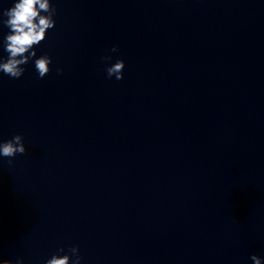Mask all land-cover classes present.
Here are the masks:
<instances>
[{"label": "water", "instance_id": "obj_1", "mask_svg": "<svg viewBox=\"0 0 264 264\" xmlns=\"http://www.w3.org/2000/svg\"><path fill=\"white\" fill-rule=\"evenodd\" d=\"M50 2L23 76L0 72V142L27 149L0 156V260L264 264V0Z\"/></svg>", "mask_w": 264, "mask_h": 264}, {"label": "clouds", "instance_id": "obj_2", "mask_svg": "<svg viewBox=\"0 0 264 264\" xmlns=\"http://www.w3.org/2000/svg\"><path fill=\"white\" fill-rule=\"evenodd\" d=\"M56 13L57 9L50 0H16L11 8L3 10L2 16L6 19L0 20V23L9 29L3 40L4 51L8 55L6 58H0V72L14 79L23 76L25 72L23 66L37 56L36 46L46 39L48 30L55 28ZM111 51L117 52L118 47L113 45ZM101 60L111 61L112 57L102 56ZM34 64L38 78L43 79L51 71L52 57L47 53L42 54L35 59ZM124 69L125 61L117 59L106 67L105 71L108 78L115 77L119 81L124 78ZM56 71L57 74H62L63 69L57 68ZM26 152L23 137L19 134L10 140L0 142V156L10 158L9 164L12 163L11 158ZM63 251V248L58 250ZM69 252L70 255L53 254L45 264H80L82 257L79 255L78 246L71 247ZM250 259L254 264H262L261 258L255 254L251 255ZM0 264H24V260L3 259L0 260Z\"/></svg>", "mask_w": 264, "mask_h": 264}]
</instances>
